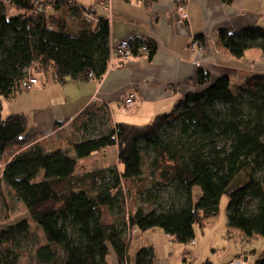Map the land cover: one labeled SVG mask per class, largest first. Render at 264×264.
I'll return each mask as SVG.
<instances>
[{
  "label": "trees",
  "instance_id": "trees-1",
  "mask_svg": "<svg viewBox=\"0 0 264 264\" xmlns=\"http://www.w3.org/2000/svg\"><path fill=\"white\" fill-rule=\"evenodd\" d=\"M39 5L0 0V196L6 202L10 188L27 211L0 226V264H18L27 254L35 264H109L111 252L117 264H128L136 228H160L174 242L189 243L197 226L219 214L224 194L229 229L240 231L243 243L264 237V176L258 175L264 160V73L233 88L227 75L211 81L200 69L203 88L150 123H118L98 134L83 123L81 139L60 142L62 136L37 129L23 112L3 115L4 101L30 90L21 84L31 74L52 71L59 83L88 79V73L101 79L111 57L110 22L80 0H54L48 11ZM144 40L151 58L156 44ZM218 42L236 58L251 48L264 55V25L222 28ZM143 144L153 150L150 172ZM109 147L118 150L120 170L76 173L77 158ZM151 175L167 198L153 197L147 187ZM31 220L45 242L35 238L33 250L18 248L20 239L33 236ZM154 258L153 246H141L134 264H154ZM255 264H264V253Z\"/></svg>",
  "mask_w": 264,
  "mask_h": 264
},
{
  "label": "crops",
  "instance_id": "crops-1",
  "mask_svg": "<svg viewBox=\"0 0 264 264\" xmlns=\"http://www.w3.org/2000/svg\"><path fill=\"white\" fill-rule=\"evenodd\" d=\"M185 1L186 16L175 0H112L111 13L106 14L111 48L120 39L138 35L156 44L153 56L121 59L113 54L101 79H68L59 83L52 71L39 73L40 82L34 89L21 91L9 101L10 111L25 113L37 129L62 136L60 142H70L81 139L79 126L83 123L93 134L123 122L150 123L156 116L169 112L184 95L203 88L197 79L200 69L209 72L211 81L227 75L230 81L238 83L234 87L243 84L249 75L264 73L261 49L251 48L243 58H236L218 42L222 28L241 31L264 25V0ZM194 40L200 47L192 48ZM131 93L133 100L128 104L125 100ZM16 103L20 107L17 111ZM110 149L116 150V160L100 163V154ZM105 151L92 153L90 156L96 158L94 166L76 173L83 175L111 166L120 170L117 148ZM103 209L105 213L107 209ZM213 220L199 227V233L189 243L174 242L160 228L148 230L153 235H144L147 231L139 233L136 228L137 235L129 238L128 264H134L141 246L154 247V264H221L240 253L246 254L248 260L253 249L246 248L240 231L229 229L227 215L223 217L225 226L220 229L214 228ZM4 223L0 221V226ZM109 264H117L113 252Z\"/></svg>",
  "mask_w": 264,
  "mask_h": 264
},
{
  "label": "rangeland",
  "instance_id": "rangeland-1",
  "mask_svg": "<svg viewBox=\"0 0 264 264\" xmlns=\"http://www.w3.org/2000/svg\"><path fill=\"white\" fill-rule=\"evenodd\" d=\"M81 2H84L85 4H88L91 2V0H80ZM237 83L236 81H231V84L234 87V84ZM238 84V83H237ZM38 85V84H37ZM36 85V86H37ZM36 86H34L32 89H34ZM30 89V91L32 90ZM22 97H24L22 95ZM19 103L14 104V108L17 111L20 107L18 105ZM10 103L9 101H4V109H3V115L8 114L10 111ZM142 151H143V162H144V167L147 170V172H150L152 168L150 167V161L152 157L153 150L146 145H142ZM99 153V152H96ZM101 160L99 161L100 163H111L116 160L117 152L115 149H110L105 152H102L100 154ZM98 157V156H97ZM95 159L93 156H87L83 158H77V173H81L83 169L86 167L92 168L95 164ZM147 174V173H146ZM258 175L264 176V160L261 165V167L258 169ZM154 180V182H153ZM156 183V178L154 176H150L149 182H148V188H150L153 192L152 195L154 198L161 200L163 198H167L168 193L166 192L167 190H163L162 186L158 183L155 185L153 183ZM5 195L7 197V201L5 202L0 196V221L1 222H8L7 220L9 219L10 221H16L23 216L27 214V211L22 204V202L18 199V197L15 195V193L10 189V188H5ZM201 195V189L196 186L194 187V199L197 200L199 196ZM149 196V195H148ZM229 203V196L227 194H224L221 198V203H220V210L219 214L214 218L213 222L215 221L214 228L215 229H220L221 227L225 226L223 217L227 215V206ZM7 208V212H5L4 208ZM109 211V209H108ZM126 213V211H125ZM106 221H110L109 218H113V216H108V212L105 211ZM118 215L114 217V220L120 219L117 218ZM109 219V220H108ZM213 224V223H211ZM211 224H209L207 227H209ZM31 225H32V233L33 236H28L27 238L20 239L21 243L18 244V248L22 249H27V250H33L35 248V238L40 242L44 243L45 242V237L43 234H41V230L39 228L35 227V223L31 220ZM151 231V230H150ZM147 231L146 234L144 235H153L154 233ZM199 233V227H196V235ZM32 235V234H31ZM133 235H137V231L135 230L133 232ZM246 248L250 249L252 248L253 251L251 252L250 256L248 257L247 264H255V261L264 253V237L259 236L255 238L253 241L246 242ZM18 264H35V257L34 255H24L21 257L18 261Z\"/></svg>",
  "mask_w": 264,
  "mask_h": 264
},
{
  "label": "built area",
  "instance_id": "built-area-1",
  "mask_svg": "<svg viewBox=\"0 0 264 264\" xmlns=\"http://www.w3.org/2000/svg\"><path fill=\"white\" fill-rule=\"evenodd\" d=\"M40 10H46L48 11L51 9L52 2L54 0H39ZM178 4V8L180 11L183 12V15L186 16L185 13V0H175ZM111 4L112 0H91V2L88 3V6L91 8V10L98 14H104L108 15L111 13ZM200 43L197 40H194L191 44L192 48L200 47ZM137 46V47H136ZM135 49L137 50V54H135ZM149 53V44L146 43L143 37H140L138 35H132L123 39H120L116 45V47L111 48V57L114 55H117L121 59H127L130 57H134L136 55H142ZM89 78H93L92 73H88ZM40 82L39 77L36 74L28 75V77L22 82L21 86L22 88L26 89H32L34 86H36ZM133 100V94H129V96L126 98V103L130 104ZM247 255L241 254L239 256H236L235 258L231 259L228 262L221 263V264H247ZM208 264H215V263H208Z\"/></svg>",
  "mask_w": 264,
  "mask_h": 264
}]
</instances>
